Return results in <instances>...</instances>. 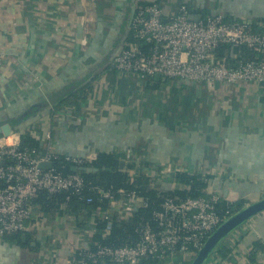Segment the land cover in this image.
<instances>
[{
	"label": "crops",
	"instance_id": "crops-1",
	"mask_svg": "<svg viewBox=\"0 0 264 264\" xmlns=\"http://www.w3.org/2000/svg\"><path fill=\"white\" fill-rule=\"evenodd\" d=\"M152 2L163 19L186 4L198 18L222 13L264 24V0H0V125L8 121L20 139L28 131L41 150L113 153L130 175L152 168V185L162 190L175 188V172L184 171L200 173L205 192L229 202L264 197V83L142 79L111 66L130 44V15ZM234 47L221 57H235ZM87 83L88 96L54 108L55 94ZM140 206L120 195L105 210L64 204L44 212L33 204L26 228L0 240V264H66L93 248L106 211L127 220ZM190 261L175 253L161 264ZM204 264H264V211L235 228Z\"/></svg>",
	"mask_w": 264,
	"mask_h": 264
},
{
	"label": "built area",
	"instance_id": "built-area-1",
	"mask_svg": "<svg viewBox=\"0 0 264 264\" xmlns=\"http://www.w3.org/2000/svg\"><path fill=\"white\" fill-rule=\"evenodd\" d=\"M189 14L186 4H180L177 13L168 19L162 18V10L156 2L136 7L129 18L131 35L149 46L145 49L135 43L128 44L113 55L111 66L142 79L159 74L207 84L264 81V24L261 21L230 19L222 13L190 19ZM221 44L243 45L259 55L231 65L213 55ZM19 144L17 133L0 136V240L5 234L26 228L32 215L33 198L39 192L75 194L82 191L83 177L75 172L63 174L54 167L55 160L63 156L66 161L80 163L97 156L58 154L50 146L45 150L22 149ZM41 162H52V166L40 168ZM153 171L141 167V173L150 177H154ZM98 192L114 199L107 191L99 189ZM118 193L125 205L137 199L144 204L143 198L133 190L119 189ZM220 198L216 192L206 197H165L160 209L153 212L154 225L144 223L138 227L139 239L135 244H97L94 248H83L66 264H98L105 258L119 264H139L147 257L164 259L175 253L192 260L206 238L224 220L215 210ZM103 217L109 229L113 215L106 211Z\"/></svg>",
	"mask_w": 264,
	"mask_h": 264
},
{
	"label": "trees",
	"instance_id": "trees-1",
	"mask_svg": "<svg viewBox=\"0 0 264 264\" xmlns=\"http://www.w3.org/2000/svg\"><path fill=\"white\" fill-rule=\"evenodd\" d=\"M258 21L261 20L258 19ZM127 40L129 43L137 44L140 48L147 49L149 46L148 44H144L143 41L137 38L135 39L132 35H130ZM227 46L229 47V44H221L214 50L216 52L214 55L215 59H225L227 63L236 65L240 59L247 60L256 54L259 55V53L248 49L246 46L235 45L234 52H236L237 58L229 56L221 57L224 55V49L227 48ZM89 93L90 83L79 87L68 86L62 92L54 95L52 103H54L55 109H59L66 101L73 98H85ZM19 145L22 149H40L39 142L34 139L28 131L22 133ZM53 165L63 174L73 172L80 174L84 180V187L81 192L75 194L70 191L58 193L39 192L36 197L33 198L32 204L37 205L38 208L44 212L61 210L64 204L68 209H72L73 211H78L80 209L93 211L96 208L105 210L110 202V198L104 197L98 192L99 189L109 192L112 194L113 198L119 196V189L125 191L133 190L144 200V204L138 207L127 220L113 219L109 229L106 228L107 222L104 217L103 220L98 221L97 231L94 235L96 243L93 248L97 244L112 246L135 244L139 239L138 227L144 223H151L154 225L153 212L160 209V204L165 197L171 196L184 199L186 197H206L208 195L205 192L207 183L198 172L188 173L177 171L174 174V182L177 186L172 189L162 190L152 186L155 177H150L143 173L130 175L120 166L119 157L113 153H99L95 158L80 163L66 161L63 156H60L54 161ZM73 166L95 167L97 170H73ZM183 186H187V188ZM86 198H91V201H86ZM245 202L244 199L229 202L221 196L220 200L215 204V210L222 219H225L241 209L245 205ZM80 251L81 249L77 250L76 253ZM162 261L163 259L156 257H147L139 264H161ZM98 264L115 263L109 258H105L100 260Z\"/></svg>",
	"mask_w": 264,
	"mask_h": 264
},
{
	"label": "water",
	"instance_id": "water-1",
	"mask_svg": "<svg viewBox=\"0 0 264 264\" xmlns=\"http://www.w3.org/2000/svg\"><path fill=\"white\" fill-rule=\"evenodd\" d=\"M190 19H198V17L193 14H189ZM156 78H159L160 75L156 74ZM215 84L218 81L214 82ZM260 83H264L261 81ZM11 134V126L8 121L2 123L0 125V135H10ZM4 164V161H2ZM40 168L47 169L52 166V162H41L39 164ZM120 166L122 167V161H120ZM73 170H86V171H96L95 167H87V166H73ZM264 211V197L259 198L255 201H252L248 204H245L241 209L233 213L231 216L225 218L216 229L210 233V235L206 238L203 245L198 249L196 255L190 261L189 264H204L208 257L212 254V252L218 247V245L222 242V240L228 236L235 228L240 226L242 223L248 221L250 218Z\"/></svg>",
	"mask_w": 264,
	"mask_h": 264
},
{
	"label": "rangeland",
	"instance_id": "rangeland-1",
	"mask_svg": "<svg viewBox=\"0 0 264 264\" xmlns=\"http://www.w3.org/2000/svg\"><path fill=\"white\" fill-rule=\"evenodd\" d=\"M153 186V185H152ZM157 188V187H156Z\"/></svg>",
	"mask_w": 264,
	"mask_h": 264
}]
</instances>
